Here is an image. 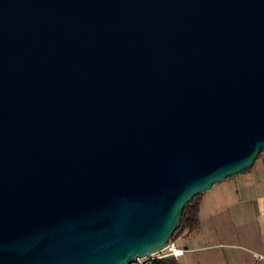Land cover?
I'll use <instances>...</instances> for the list:
<instances>
[{
    "label": "water",
    "instance_id": "water-1",
    "mask_svg": "<svg viewBox=\"0 0 264 264\" xmlns=\"http://www.w3.org/2000/svg\"><path fill=\"white\" fill-rule=\"evenodd\" d=\"M263 150L264 0H0V264H128Z\"/></svg>",
    "mask_w": 264,
    "mask_h": 264
},
{
    "label": "crops",
    "instance_id": "crops-1",
    "mask_svg": "<svg viewBox=\"0 0 264 264\" xmlns=\"http://www.w3.org/2000/svg\"><path fill=\"white\" fill-rule=\"evenodd\" d=\"M197 219L191 230L175 232L176 243L183 247L175 257L179 264H264L263 253L249 256L239 249L242 244L262 246L261 241L258 245L260 230L264 231L261 160L202 192ZM255 220L261 225L256 235L251 231Z\"/></svg>",
    "mask_w": 264,
    "mask_h": 264
},
{
    "label": "trees",
    "instance_id": "trees-1",
    "mask_svg": "<svg viewBox=\"0 0 264 264\" xmlns=\"http://www.w3.org/2000/svg\"><path fill=\"white\" fill-rule=\"evenodd\" d=\"M264 151H261L258 154V159L261 160V162L264 165V158L262 157ZM201 194V193H200ZM200 194H196L192 196L183 206L181 210V214L179 217V222L174 229V232L176 231H181L183 229L191 230L192 228L195 227L197 224V212H198V205H199V197ZM174 234L171 236L173 237ZM157 264H179L176 260L175 257L169 256V257H164V258H158Z\"/></svg>",
    "mask_w": 264,
    "mask_h": 264
},
{
    "label": "built area",
    "instance_id": "built-area-1",
    "mask_svg": "<svg viewBox=\"0 0 264 264\" xmlns=\"http://www.w3.org/2000/svg\"><path fill=\"white\" fill-rule=\"evenodd\" d=\"M262 157L264 158V152L262 154ZM182 252H183V247H181L176 243L175 236H173L168 239L167 243L161 249L151 252L148 255L142 257H136L128 264H151L152 258L158 259L169 256L176 257L182 254ZM258 256L261 257V255Z\"/></svg>",
    "mask_w": 264,
    "mask_h": 264
},
{
    "label": "rangeland",
    "instance_id": "rangeland-1",
    "mask_svg": "<svg viewBox=\"0 0 264 264\" xmlns=\"http://www.w3.org/2000/svg\"><path fill=\"white\" fill-rule=\"evenodd\" d=\"M256 162H259L260 159H256ZM260 224L255 220L254 222H251V231L256 235V232L260 230L259 227ZM261 226V225H260ZM259 234V233H258ZM261 241V247H258L256 245H247V244H242L241 247L239 248L243 253H246L249 256H257L258 253H263L264 254V231L260 230V237H259V242L258 245L260 244ZM263 256V255H262Z\"/></svg>",
    "mask_w": 264,
    "mask_h": 264
}]
</instances>
